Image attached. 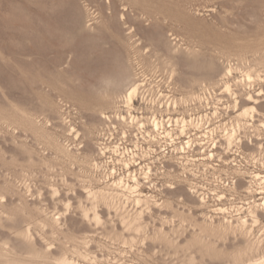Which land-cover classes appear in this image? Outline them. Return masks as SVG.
Wrapping results in <instances>:
<instances>
[{
  "label": "rangeland",
  "instance_id": "1",
  "mask_svg": "<svg viewBox=\"0 0 264 264\" xmlns=\"http://www.w3.org/2000/svg\"><path fill=\"white\" fill-rule=\"evenodd\" d=\"M262 197L264 0H0V264H264Z\"/></svg>",
  "mask_w": 264,
  "mask_h": 264
},
{
  "label": "bare ground",
  "instance_id": "2",
  "mask_svg": "<svg viewBox=\"0 0 264 264\" xmlns=\"http://www.w3.org/2000/svg\"><path fill=\"white\" fill-rule=\"evenodd\" d=\"M101 45V44H100ZM106 48V47H105ZM103 55V54H102ZM231 73V68H228V69H226V73H225V75H228V74H230ZM245 74V78H246V80H247V84H245V85H248L249 87H250V80H251V76H250V73L249 72H246V73H244ZM123 79L122 80H127V79H125V77L123 76L122 77ZM116 85V83L114 82L113 83V81H111V80H107L106 81V87H108V88H112L113 86H115ZM139 87H140V84L137 82V81H132L130 84H129V86L126 88V90H125V92H124V94H123V96H122V99H123V102H124V105L126 104V107L128 108V109H130V108H132L133 107V99H134V97L136 96V94L138 93V89H139ZM202 89H204V88H202ZM225 89L227 90V91H229L230 90V85H228L227 83L225 84ZM234 93V92H233ZM197 95V96H196ZM195 95V97H197L198 99H202V97L200 98V95L198 96V94H196ZM236 99V98H235ZM246 100H248V101H251V102H254V103H256L257 102V99L256 98H254L253 97V95L250 93V92H246ZM200 101V100H199ZM174 104H175V101H174ZM236 106H237V102H236V100L234 101V103H233V108H236ZM129 112V111H128ZM255 112H257V109H256V107L252 104V105H247V106H244V107H242L241 108V110L236 114V116H238V117H240V118H246V117H249V118H252L253 119V114L255 113ZM102 113V112H101ZM119 114V113H118ZM104 117L105 118H109V116H107V115H105L104 114ZM119 120L120 121H122V123H132L134 120H137V118L135 117V116H133L130 112H129V122L127 121V118L124 116V115H120L119 114ZM243 120H246V119H243ZM248 121V120H247ZM247 121H245L246 123H247ZM237 122V121H236ZM242 122V121H241ZM184 123H185V121H183V124H182V128H181V132H183L184 131V129H185V127H184ZM238 124H237V126H239V123L240 122H237ZM244 123V122H243ZM242 124V123H241ZM262 125H263V123H262ZM152 126H153V128L154 129H156V130H158V129H160V128H163V124L161 123V122H159L156 118H154L153 120H152ZM237 128V127H236ZM235 128V129H236ZM240 128V127H239ZM238 128V129H239ZM235 129H233V130H231L232 132L229 134V136L227 137L228 139H227V141H229V143H231L232 142V139H234V138H236V130ZM166 133H168L166 130H164ZM226 131V130H225ZM239 131V130H238ZM226 133V132H225ZM209 135V134H208ZM228 135V134H227ZM211 137V136H210ZM236 140V139H235ZM214 143V142H213ZM188 144V143H187ZM209 156H212V153H210L209 154ZM259 175V174H258ZM135 181H136V179H135ZM137 182V181H136ZM135 184H137V183H135ZM132 188H136L135 187V185H133V187ZM137 200H139V199H137ZM261 205H262V207H264V197H262V201H261V203H260ZM253 217L255 218V216L253 215ZM255 221H256V219H255ZM244 225H245V220H243V219H241L240 220V224L239 225H236V226H240L241 228L240 229H242L243 227H244ZM232 224L231 225H229V224H226L225 226H223V228L224 229H229V228H231L232 229ZM234 226V225H233ZM236 226H235V228H236ZM239 229V230H240ZM253 244V243H252ZM249 246V245H248ZM249 247H252V245L251 246H249ZM250 249V248H249ZM250 251V250H249ZM239 253V252H238ZM242 255H243V253H242ZM241 256H237V257H234V260H233V264H241ZM263 261V263H264V260H262ZM242 262H243V259H242ZM255 262V261H254ZM59 264H74L73 262H71V261H69V260H66V259H62L61 261H59Z\"/></svg>",
  "mask_w": 264,
  "mask_h": 264
}]
</instances>
